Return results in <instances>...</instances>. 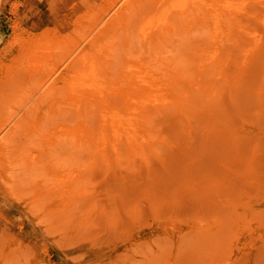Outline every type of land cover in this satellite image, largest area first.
I'll list each match as a JSON object with an SVG mask.
<instances>
[{"label":"bare ground","instance_id":"obj_1","mask_svg":"<svg viewBox=\"0 0 264 264\" xmlns=\"http://www.w3.org/2000/svg\"><path fill=\"white\" fill-rule=\"evenodd\" d=\"M190 150L197 159L170 155ZM137 159L141 181L164 191L142 185L147 231L206 237L225 264H264V0H0V221L13 233L0 235V264H52L28 214L51 227L59 201L86 222L95 206L75 201L92 175L124 168L136 181ZM7 195L24 206L22 228ZM185 200L192 228L175 216Z\"/></svg>","mask_w":264,"mask_h":264},{"label":"rangeland","instance_id":"obj_2","mask_svg":"<svg viewBox=\"0 0 264 264\" xmlns=\"http://www.w3.org/2000/svg\"><path fill=\"white\" fill-rule=\"evenodd\" d=\"M163 128H162V130H165V131L163 133H161V137L165 136L164 138L169 141L171 138H170V134H167L168 133L167 124L163 125ZM62 149H60L58 151V153L60 155H58V153H55L54 155L56 157L59 156L58 157L59 161L67 162V160L69 161V158L73 157L72 154L71 155L69 154V152H71V149H69V150L66 148L65 149L62 148ZM67 151H69V152H67ZM60 152L66 157L62 156V154ZM182 153H184V154H182ZM185 153H186L185 151H180V153L174 152V154H175L174 158H173L174 154L173 155L170 154V155L172 156V159H174V161L178 162L179 164L182 163V162H180V161H182L180 158L184 159L186 156H189L188 157L189 159L190 158L191 159H194V158L197 159L198 158L196 156L197 154L194 153V155H193L191 150L188 151L186 155H185ZM177 156H178V158H177ZM176 158L178 161L176 160ZM202 158L209 159L208 153L203 154ZM199 159H200V157H199ZM153 161H152V163L154 164V166L152 165L151 161L149 162V164H150L149 166L151 167V170L152 171L155 170V172H156V168H157L158 172H156V173L162 174L161 172L164 171V167L159 166L160 162H157L158 160H153ZM178 163H176V165H175L176 167L179 165ZM135 166H136L135 167L136 169L137 168L140 169L139 173L137 172V174H139V175H137V179L138 178L139 179L141 178V179H140V181H138L139 179L136 180L137 182L135 181V176L133 177L131 171H129L128 169H124V168L123 169L119 168L117 170L112 169L113 172L111 170V171L107 172V174L106 173L103 174V172L100 173L99 171H97L92 175V178H91L92 180L90 183L89 190L86 192V194H84L83 196L80 195L79 198L76 199V201H78V202L75 201L76 205L79 204L78 205L79 207H81L82 205H84V207L95 206V208H93V210L90 211L91 214H90V212L88 213V216H90V215L91 216L90 217L87 216V220L84 223H81L80 218H76L73 215V212L69 209V207L67 208L63 202L61 203L59 201H57V202L55 201L54 210L50 214V217H52L51 218V227H47L45 225V222H44L45 219H42V218L41 219H35V215L28 214V216H30L31 219L33 218L35 220V222L37 224H39L37 226L41 228V229L37 228V229L32 231V233L35 232L37 234L36 239L39 243V247L40 248L46 247V246L50 247L51 254H50L49 258L51 260V263L52 264H130L133 262L132 264H156V262H157V264H163V262H164V264H173V263L174 264H211V263L222 264L224 262V260L223 261L221 260L222 255H220V252L217 251V249L215 250L216 255L211 256V253L209 255L208 252H210V251L208 249V246H210V247L214 246V242H212V240L207 239L206 237H204L205 238L204 241H206L207 243H204V241H203L204 238L203 239L192 238L193 240L188 239V242H186V243H184L185 241H180L181 243H174L175 241H172V240L169 241V240L165 239L163 236L154 235V234L150 233L149 231H147L148 229L152 228V227H150L151 226L150 222L152 221V219H151L150 211L146 207H144L145 205H147L146 200L144 198H142L144 196L143 193L146 192V190H144L142 192L141 189H144V187L142 185H145V183H146L147 186L145 185V189H147V192L144 193L146 196V194H148L149 192L151 194V191H148V190L151 189L153 186H156V185L151 184L152 187H149L150 184L147 183L148 180L144 181L145 183L141 181V180H145L143 178L147 172V168L145 165L141 164L138 159L135 162ZM158 168H160V169L162 168L163 170L161 169L162 170L161 171ZM172 168H174V166ZM122 171H123V173H122ZM124 172H127V174ZM142 172H143V176H142V174H140ZM155 172L153 171L152 173H155ZM115 173L118 176H116ZM125 174H126V176L128 174L129 175L127 177H125ZM130 179H133V180H130ZM140 183H142V184H140ZM123 185H125V186H123ZM138 186L140 188H138ZM141 186L143 188H141ZM157 186L159 187L158 191H157V188H158ZM157 186L155 188L154 187L152 188L155 191H157V193H156V192H153L154 190H152V192L155 194V196H157L159 191H162V190H160L161 185L158 184ZM163 187L165 188L166 186H164V184H163ZM137 190H139L141 192H139ZM54 191H56L54 193V195H55V197H57L59 189L55 188ZM132 191H133V194H132ZM89 192H90V194H88ZM126 192L128 195L126 194ZM162 192H164V191H162ZM138 193H139V195H137V196H139V197H136V195H134V194H138ZM140 194H142V195H140ZM159 194H161V193H159ZM128 196L130 197V199L132 201L129 200ZM159 196H157V197H159ZM85 197H86V199H85ZM116 198H119V199L116 200ZM121 199H123L124 201ZM135 199H136V201H135ZM85 200H88V201H85ZM84 201L87 204V206L84 203ZM93 202L95 205H93ZM3 203L6 205V207L13 206L12 211L14 213L16 212L15 215L20 214V216L17 218H14L13 221L18 223V225H20V227L22 228V223L26 224V220H27V217H25L26 211L24 210L23 204H20V208H17L16 207L17 203L15 201H11V197L8 195L6 196V199H4ZM137 203L140 204V205H138L139 209L141 208L140 209L141 211H139V214L141 213L140 216L143 215L141 218L139 216L138 217L135 216V218H134V215H132L134 210H136L138 208L136 206ZM187 203H188V201H186V200L183 202L184 208L187 206H190ZM98 204H100V205H98ZM105 204L108 205V207H106ZM120 206H122V207L120 208ZM183 207L179 210L177 209V211L175 210L178 214L180 213L179 214L180 216L177 213H175V216H177V218L180 217L181 222L183 223V227L192 228L194 223L196 221H198V219H200V217H198V219H197L195 216L191 215L192 214L191 212L189 213L188 207L185 208V210ZM182 209L184 212L182 211ZM28 210L34 211V208H32V209L29 208ZM131 210H132V212H130ZM92 211L95 213H93ZM104 211H105V213H104ZM185 211H186V214H185ZM110 212H111V214H110ZM121 212H123V213H121ZM129 212H130V214H129ZM68 213H70V214H68ZM55 214H57V217ZM61 214L63 216H65L66 219H65V217L61 216ZM67 214H68V217H67ZM121 214L123 215V217ZM126 216H129V218ZM130 216H132V217H130ZM144 217L146 220L145 219L143 220ZM190 218H191V220H190ZM113 219H115V220H113ZM133 219L134 220L139 219L138 223L142 222V224H143V225L140 224V226H142L141 227L142 230L136 234L134 233L135 230H134V220ZM2 221L4 223H6L7 220H1L0 221V235L2 234L1 237L2 238H5V237L8 238V236L11 237L13 235L12 229L10 227H8L7 225H5L4 223H2ZM57 221L59 223H62V224H58ZM88 221H90V222H88ZM99 221H101V222H99ZM123 221L128 228L123 227V226H125V224H123ZM112 222H114L115 226L112 225L113 224ZM188 222H190V223H188ZM58 226L60 228H58ZM63 227H64V229H63ZM106 227H108V228H106ZM49 228H50L51 233L48 230ZM38 229H40V230H38ZM120 230L122 231V233ZM189 230H191V229H189ZM38 231H41V233ZM131 231H132V233H131ZM82 233H83V235H81ZM2 238L0 239L1 242L3 241ZM47 239H50V241H48ZM113 240H114V242H113ZM165 241H169V242L167 244H162ZM194 241H196V242H194ZM200 241L203 244L200 243ZM193 242L196 244V246ZM152 243H154L153 246L156 245L158 248H160V250H159L160 252L154 251V247H152V245H151ZM197 243H200V244H197ZM211 243H212V245H211ZM107 244H109V245H107ZM111 244H112V246H110ZM134 244L137 245L136 251H138V252L135 253L136 255L132 254V252H129L130 248ZM146 245H148V246H146ZM188 246L189 247L192 246V248H190L192 250H190ZM182 247H188L191 254L188 252L184 253L181 249ZM202 247H204L203 248L204 250L202 249ZM147 248H148V250H147ZM178 249H181V250H179L177 253ZM146 250L149 251V253ZM196 251H197V253H196ZM180 253H181V255H180ZM119 254L121 256H119ZM182 254H184V255L182 256ZM208 256H210V257H208ZM158 259H160V260H158ZM204 259H207V261L204 262L203 261ZM212 259H214V262H212L213 261ZM149 260H150V262H149ZM197 260H198V262L199 261L200 262L199 263L196 262ZM158 261H160V262H158ZM218 261H220L221 263ZM223 264H225V262Z\"/></svg>","mask_w":264,"mask_h":264}]
</instances>
